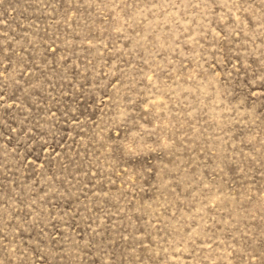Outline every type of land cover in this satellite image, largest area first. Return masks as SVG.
Listing matches in <instances>:
<instances>
[{
    "label": "rangeland",
    "instance_id": "1",
    "mask_svg": "<svg viewBox=\"0 0 264 264\" xmlns=\"http://www.w3.org/2000/svg\"><path fill=\"white\" fill-rule=\"evenodd\" d=\"M0 264H264V0H0Z\"/></svg>",
    "mask_w": 264,
    "mask_h": 264
}]
</instances>
